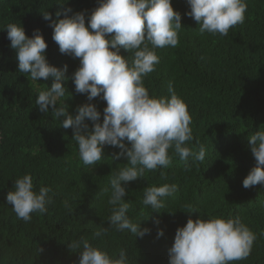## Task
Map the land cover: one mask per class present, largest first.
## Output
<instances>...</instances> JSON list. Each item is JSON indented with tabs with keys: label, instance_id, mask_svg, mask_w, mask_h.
Masks as SVG:
<instances>
[{
	"label": "trees",
	"instance_id": "obj_1",
	"mask_svg": "<svg viewBox=\"0 0 264 264\" xmlns=\"http://www.w3.org/2000/svg\"><path fill=\"white\" fill-rule=\"evenodd\" d=\"M171 5L181 14L179 44L156 49L160 63L144 78V86L150 96L169 97L167 86L173 84L192 119L193 141L186 144L193 151L203 145L205 159L195 163L189 159L186 167L169 149L173 158L168 168L146 170L143 177L126 185L124 199L131 203L128 215L150 232L135 238L128 232L109 231L93 239L98 227H107L111 210L110 193L101 192L127 161L123 156L114 160L120 150L105 145L101 161L83 165L72 129L60 127L51 113H41L35 104L38 92L50 88L53 79L36 82L17 71L16 52L10 48L5 26L20 24L29 38L39 30L47 44L48 64L67 66L66 95L58 106L64 102L75 116L78 106L92 103L102 123L106 102L99 97L88 101L86 95L75 92L71 77L79 59L59 52L51 21L42 17L47 11L56 21L63 18L56 16L57 11L71 8L72 13H86L87 26V15L97 7V0H0V264H78L79 253L67 244L81 237L110 255L126 249L130 264H168L176 229L189 218L237 216L257 239L247 259L232 264H264V188L242 186L256 166L248 138L264 130V0H247L245 22L227 36L200 34L199 25L185 15L190 10L186 0H171ZM119 55L130 59L123 48ZM85 123L91 130L92 122ZM24 174L32 176L35 190L45 186L54 193L48 212L33 213L27 223L6 202L7 194L15 190L14 181ZM165 183L178 185L174 196L165 199V207L159 212L145 207L144 189ZM189 204L198 212L187 213ZM158 229L163 230L159 238Z\"/></svg>",
	"mask_w": 264,
	"mask_h": 264
},
{
	"label": "clouds",
	"instance_id": "obj_2",
	"mask_svg": "<svg viewBox=\"0 0 264 264\" xmlns=\"http://www.w3.org/2000/svg\"><path fill=\"white\" fill-rule=\"evenodd\" d=\"M186 4L190 10L185 15L199 25V33L214 36H227L230 29L243 24L248 6L247 0H186ZM69 13L71 8L57 11L56 16L63 18L56 21L47 11L42 17L51 21L52 39L59 52L79 59V67L71 77L75 92L86 95L88 101L99 97L106 102L102 123L98 122L101 114L92 103L78 106L75 116L69 114L64 102L58 106L60 98L66 95L67 66L57 68L48 64L47 44L39 30L29 38L20 24L9 23L5 30L10 48L16 52L17 71L36 82L53 79L50 88L38 92L35 104L41 113H51L60 127L72 129L83 165L94 166L101 161L105 145L120 150L113 155L114 160L123 156L127 161L112 174L109 186L101 192L110 193L107 202L111 210L107 227H98L92 238H103L109 231L143 238L150 229L142 228L141 221L134 222L128 215L131 203L124 199L126 185L143 177L146 170L168 168L173 155L186 167L189 159L193 163L203 162L206 155L203 145L193 151L186 144L193 141L192 119L173 84L169 82L167 86L169 97L150 96L144 86V78L160 63L156 49L175 48L179 44L181 14L173 9L171 0H97V7L87 15V26L84 11ZM121 48L130 54V59L119 55ZM86 120L92 122L91 130ZM248 139L256 166L242 186L264 188V130L256 131ZM160 175L166 178L163 171ZM14 189L7 194L6 202L18 219L27 223L33 213L48 212L54 196L51 187L41 186L37 191L32 176L24 174L14 181ZM177 191L175 183L146 187L142 204L159 212L165 207V199ZM64 206L69 208L67 201ZM186 207L189 214L198 212L190 204ZM160 236L163 230L158 229L157 238ZM256 239V234L238 216L189 218L185 226L176 229L168 249V264H232L247 259ZM67 246L79 253L78 264H130L124 248L110 255L84 237Z\"/></svg>",
	"mask_w": 264,
	"mask_h": 264
}]
</instances>
